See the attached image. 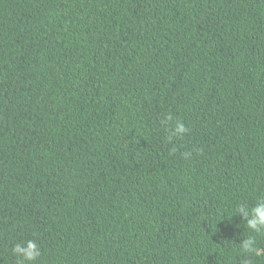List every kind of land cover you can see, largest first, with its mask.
Returning a JSON list of instances; mask_svg holds the SVG:
<instances>
[{
	"label": "trees",
	"instance_id": "16d2710c",
	"mask_svg": "<svg viewBox=\"0 0 264 264\" xmlns=\"http://www.w3.org/2000/svg\"><path fill=\"white\" fill-rule=\"evenodd\" d=\"M261 200L264 0H0V264H264Z\"/></svg>",
	"mask_w": 264,
	"mask_h": 264
},
{
	"label": "clouds",
	"instance_id": "9594fccd",
	"mask_svg": "<svg viewBox=\"0 0 264 264\" xmlns=\"http://www.w3.org/2000/svg\"><path fill=\"white\" fill-rule=\"evenodd\" d=\"M187 129L180 123L177 124L175 134L183 135ZM236 215H240L246 221V228L252 232L260 233L264 231V200L258 201L251 209L248 205L241 203L237 206ZM242 250L247 253L255 252L259 255V250L255 247L253 238H245L241 244ZM15 254L20 259L21 264H34L40 255L38 247L34 242H28L27 246L17 245L14 249Z\"/></svg>",
	"mask_w": 264,
	"mask_h": 264
}]
</instances>
